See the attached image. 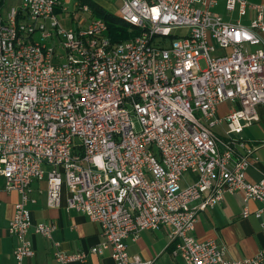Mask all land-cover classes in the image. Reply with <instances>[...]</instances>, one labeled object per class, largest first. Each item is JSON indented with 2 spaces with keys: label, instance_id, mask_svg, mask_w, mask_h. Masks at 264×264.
I'll return each mask as SVG.
<instances>
[{
  "label": "built area",
  "instance_id": "built-area-1",
  "mask_svg": "<svg viewBox=\"0 0 264 264\" xmlns=\"http://www.w3.org/2000/svg\"><path fill=\"white\" fill-rule=\"evenodd\" d=\"M68 1L21 0L0 21V176L20 194L8 227L16 264L37 252L27 233L38 178L48 206L62 204L66 186L67 209L101 222L106 236L76 252L54 240L64 264L107 251L117 264H151L127 238L160 227L187 264H264V250L231 258L194 231L200 210L238 189L243 216L264 218V178L247 176L256 144L242 135L264 107V0H225L240 15L255 9L250 24L215 11L219 0H121L117 14L139 30L122 41L101 16L66 26ZM229 99L238 106L220 116ZM185 171L197 179L183 185ZM252 198L262 203L253 211ZM56 225L34 227L53 238Z\"/></svg>",
  "mask_w": 264,
  "mask_h": 264
},
{
  "label": "crops",
  "instance_id": "crops-1",
  "mask_svg": "<svg viewBox=\"0 0 264 264\" xmlns=\"http://www.w3.org/2000/svg\"><path fill=\"white\" fill-rule=\"evenodd\" d=\"M102 5L107 6L104 0H97ZM262 0H255L258 2ZM112 2V1H111ZM21 0H0V21L5 19L13 7H18ZM105 6V7H106ZM117 14L119 6L109 5ZM117 8L115 11L114 8ZM225 0L218 2L214 7L227 20H240L242 23L250 24L256 15V10L248 8L245 14L240 15L238 10L229 11L226 8ZM115 8V9H116ZM61 13V11L59 12ZM67 13V12H65ZM86 23V20L81 22ZM264 35V32L262 33ZM222 101L218 107L219 115H225L231 109L238 106L237 101ZM261 119L244 127L242 135L256 144L257 151L251 166L247 170L249 180L259 181L264 178V107L258 106ZM226 122L215 127L219 134L223 135ZM193 173V172H192ZM193 178H185L184 183L195 181ZM30 195L34 200L29 201L28 207L32 211L33 226L30 227L27 236L32 241L35 250L33 256L27 257L26 264H64L57 260L55 252L57 246L54 240L59 242V248L76 252L87 250L94 243L101 242L106 236L103 234L101 222L91 219L81 210L67 209V198L69 192L67 187L63 188L62 204L58 207H50L47 204V180L34 179L32 181ZM243 190L238 189L234 193H225L223 200L215 206L212 205L198 213V221L195 226V236L197 238L215 237L220 243L227 247V255L231 258L240 259L241 257L251 256L254 253L264 250V223L261 217L255 216L252 212L249 216H243L242 211L246 203L244 201ZM20 194L17 190H7L4 185V178L0 176V264H16L14 256V246L16 245L15 236L8 231L9 221L12 216L14 206ZM251 210L257 209L262 203L252 198L249 201ZM41 222L56 223L52 237H46L35 230V224ZM137 239L128 237L127 244L131 254H139L144 259H151V264H187L186 259L180 255H175L173 249L175 243L170 238L167 227L156 229H143ZM118 262L111 256L109 251L104 254L96 252L89 253L86 261L75 260L70 264H117Z\"/></svg>",
  "mask_w": 264,
  "mask_h": 264
},
{
  "label": "trees",
  "instance_id": "trees-1",
  "mask_svg": "<svg viewBox=\"0 0 264 264\" xmlns=\"http://www.w3.org/2000/svg\"><path fill=\"white\" fill-rule=\"evenodd\" d=\"M82 3L87 2L93 9L92 14L95 17L101 16L109 22L108 34L115 41H122L139 33L138 28L131 25L128 21H124L113 9L107 8L97 0H81Z\"/></svg>",
  "mask_w": 264,
  "mask_h": 264
},
{
  "label": "rangeland",
  "instance_id": "rangeland-1",
  "mask_svg": "<svg viewBox=\"0 0 264 264\" xmlns=\"http://www.w3.org/2000/svg\"><path fill=\"white\" fill-rule=\"evenodd\" d=\"M105 1L108 3L107 6L105 5L107 8H110L109 5H111L113 3L117 4L118 6H120V4H121V0H104V2ZM220 1H222V0H220ZM249 1L254 2L255 0H249ZM76 2H81V0H70V1H68L67 2L68 12H67V10H64V11H61V13H59V16L61 17L62 23H64L66 26H71L72 24L77 25L79 18H82V17L86 20V22L90 21L94 17L92 12H90L86 9L84 10L82 8H78L79 10L77 11L76 8L79 5H76L75 4ZM115 8H114V10L116 11L117 8L116 9ZM249 10H250V8H249ZM65 12H67V13H65ZM212 54H214V53H212ZM205 61H206L205 58H202V60H201L202 66H205ZM230 100L231 99L225 100L224 102H229V104H232V101H230ZM219 105H218V107H219ZM262 122H264V116L262 118ZM184 175L186 176V178L192 179L194 174L191 171H187V172L185 171ZM184 180H185V178H184ZM184 180L182 182L183 185L186 184V183H184L185 182Z\"/></svg>",
  "mask_w": 264,
  "mask_h": 264
}]
</instances>
